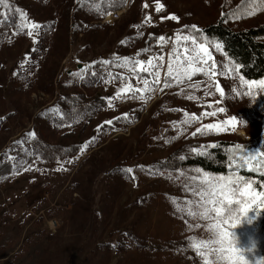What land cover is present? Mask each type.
<instances>
[{"label":"rangeland","instance_id":"1","mask_svg":"<svg viewBox=\"0 0 264 264\" xmlns=\"http://www.w3.org/2000/svg\"><path fill=\"white\" fill-rule=\"evenodd\" d=\"M126 1H128L126 8L108 16L102 22L116 25L108 33V39L99 47L94 48L92 53L78 52L77 43L70 42L69 54L59 62L60 67L53 81L54 92L50 94L43 92L45 96L42 100L38 99L39 92L42 91L32 93L29 100L13 98L10 95L14 89L13 79L20 71L27 69L29 57L35 48L36 42L34 41H37L36 33L27 43L21 45L23 46L21 50L19 45L14 43V36L18 35L14 34L17 33L15 28L12 32L3 34L0 32V66L3 67H0L2 69L0 77H4V96L2 100L0 99V118L6 120L5 127L8 129L0 134V153L8 152L15 167L12 175L0 178V264H88V261L96 264L101 259L99 244L118 235L114 228H107L103 224L106 216L111 219V226L120 225V231L125 228L124 223L133 220L136 222L135 229L145 236L172 237L176 240L192 236L202 239L209 238V234L204 230L207 222L178 212L176 203L173 202L174 198L177 202L196 199L186 190V185L192 183L188 178L198 175L195 170H179L175 173L158 171L149 176L134 173V181L130 182L121 194L117 191L116 193L109 192L105 187L106 177L100 176L94 187L96 193L94 226L87 225L83 230L80 229L78 221L71 223L67 220L70 206L64 205L63 202V192L70 186L69 181L73 177L70 170L62 166L52 169L40 163L28 165L25 155L15 156L13 153V149L17 146V138L24 136L31 129L36 114L57 105L62 93L60 83L85 68L97 54L107 53L110 57H117L119 54L118 41L123 38V34L128 33L129 29L132 35L141 37V41L131 49L128 57L146 60L160 52L166 54L172 47L171 43L163 48L158 47L157 37L169 38L178 32L196 35L200 39L207 38L210 45L217 42L223 45L211 36L212 31H205V29L212 23H218L235 5H238L237 8L240 9L241 18H234L230 12L227 15L226 25L238 31L264 27V11H259L253 16H243V12L251 10L254 6L247 3V0L243 4L242 0H159V3L163 5L160 12L156 11L155 0H141L139 7L133 5L131 0ZM145 4L148 5L147 8L144 7ZM90 7L83 6L82 13L85 15L90 11ZM0 10L7 14L11 10L24 14L20 0H7V7L0 5ZM24 15L26 20L40 24L38 22L42 18L40 13L34 11L37 19ZM148 15L152 17V22L145 25L143 21ZM172 15L178 17V20L162 19ZM131 19H134V27L127 22ZM192 25L202 30V36L191 30ZM17 38L19 39V36ZM259 40L264 41V35ZM145 48L149 51L140 52ZM214 55L218 63L231 60L224 45L223 53L214 52ZM167 59L166 55L165 66ZM48 64H51V61H48ZM128 75L131 79L133 74L128 71ZM165 79L162 71L161 84ZM194 79H200V77H194ZM131 83L134 86L143 87L142 84L138 85L134 79ZM220 84L225 88L226 94L222 103L216 104L215 108L224 107L226 111L216 117L204 119L202 123L223 121L236 116V130L219 134L234 133L246 141L260 137L264 132V110H262L264 109V92L253 89L252 96L243 94L236 96L231 92V87H239L238 82L220 78ZM119 87L120 85L107 83L100 94L108 103V98L113 97ZM154 87L156 90L150 94L145 93L143 101L139 98L114 99L112 101L114 107H109V111L102 114L103 118H109L110 115L120 117L122 114L130 113L131 108L138 109L139 106H146L143 114L145 127L137 131L130 128L127 134H115L110 138L120 140L123 136L130 137L127 143L128 158L125 164L132 170L136 165L152 166L155 164L158 167V162L165 160L167 155L175 150L171 147L172 143L178 139L193 136L192 133L201 126L199 123H194L191 126L179 125L174 128L171 122L184 118L182 111H172V109H182L197 115L204 111L201 107L205 103L202 92L195 93L201 97L200 100L192 101L186 98L190 90L180 92V89L185 87L184 85L165 88L163 91L159 90L160 86ZM213 99H220L219 94ZM8 115H10L9 118ZM224 127L230 128L232 125H224ZM213 133L215 132L206 135L210 136ZM25 168L28 170H24ZM153 171L155 172V169ZM45 175L50 177L49 182L44 181ZM143 191L153 192L155 197L154 202L148 204L146 208L136 205L139 201V193ZM112 195H115L114 199ZM76 198L80 199L79 194L74 195V199ZM126 202L133 207L127 206ZM258 211L261 213L258 218L263 217L264 209H258ZM257 219L251 225L245 222L234 230L241 240V246L251 247L255 244L258 249V245L264 239L255 225ZM55 222L57 225L53 229L50 224ZM189 224L193 226L200 224L201 227L190 229ZM256 255L260 256L258 251ZM190 256V264H203L202 258L195 251H192ZM121 259V254L114 253L111 264H118Z\"/></svg>","mask_w":264,"mask_h":264},{"label":"trees","instance_id":"2","mask_svg":"<svg viewBox=\"0 0 264 264\" xmlns=\"http://www.w3.org/2000/svg\"><path fill=\"white\" fill-rule=\"evenodd\" d=\"M20 3L26 16L37 19L34 11L42 16L38 20L42 28L36 34L37 42L29 57L27 69L20 71L16 79H13L14 89L10 94L13 98L29 100L31 94L35 92L42 91L49 94L54 92L53 81L60 67L59 62L69 54L70 42L77 43L78 52L91 53L94 48L103 44L116 24L102 22L108 16L126 8L128 1L97 0L100 10L97 11L95 6L89 5L91 9L85 15L82 13L81 0H20ZM131 3L139 7L141 0H131ZM237 6H233L218 23L207 26L205 31H212L211 36L223 43L229 58L236 64L242 65L241 72L245 78L264 79V41L259 40L264 35V27L238 31L226 25L227 15L235 11ZM0 13L3 11L0 10ZM21 13L11 10L8 14L0 15V32L3 34L16 29L14 24L19 23L17 16ZM127 22L134 27V19ZM29 39L30 36L26 31L19 32L14 36V43L22 50L21 45L27 43ZM139 41L141 37L132 35L129 29L128 33L123 34V38L118 41L117 57H128L131 49ZM148 41L151 43V39ZM106 54L95 55L87 64L90 66L96 62L95 67L91 69L95 75L84 74L79 70L77 73H81L80 75H71L60 83L62 93L57 105L37 113L31 129L24 136L17 138L18 142L23 143H17L13 149L15 156H26L28 165L40 163L52 169L62 166L70 170L73 177L69 181L70 186L63 192V202L64 205L70 206L67 220L71 223L78 221L80 229L84 230L87 225L94 226L96 202L94 187L97 178L102 175L106 177L107 190L121 194L129 183L134 181V173L149 176L158 171L175 173L179 170L201 169L210 175H223L230 171L227 166L230 147L242 144L249 151L264 150V132L260 137L248 141L234 133L219 135L213 133L210 136L197 134L172 143L171 147L175 150L168 154L165 160L158 162V167L155 164L143 168L140 167L142 165H136L132 173L124 171L129 168L125 162L128 158L127 143L130 137L123 136L120 140L110 138L115 134H127L130 128L137 131L145 127L143 114L146 106L129 109L130 113L127 114L126 119L123 115L120 119H116L117 117L113 115L103 118L102 114L109 111V106L100 91L107 83L116 86L121 84L120 80H112V76L108 73L129 77L127 69L99 63L102 60L112 61L116 58ZM48 61H51V64H48ZM3 78L0 77L1 100L4 96ZM105 121L113 123L109 125L105 124ZM5 122V119L0 118V134L8 131ZM101 125L103 127H99ZM28 133H35V136L30 137ZM86 143L88 147L82 150V145ZM212 143L218 146L208 149L210 153L208 155H197L191 151L192 148H200L201 145ZM9 157L8 152L0 153L2 159L0 178L10 176L15 171L14 162ZM240 172L245 177L264 181V176H260L257 172L247 170ZM44 181L49 182L50 177L45 175ZM140 184L142 185V182ZM75 194H79L80 199H74ZM112 198L114 199L115 195H112ZM154 200L153 192L143 191L139 193V204L136 205L146 208ZM125 204L133 207L129 202ZM110 220L106 216L103 224L107 228H114L118 235L99 244L101 259L96 264H111L114 253L122 256L118 264H190L193 250L189 247V237L176 240L172 237L145 236L135 229L136 222L133 220L124 223L125 228L120 231V225L111 226ZM255 225L258 227V232L264 236V216L258 218ZM257 251L264 257V239L258 245ZM87 263L93 264L90 261Z\"/></svg>","mask_w":264,"mask_h":264},{"label":"snow or ice","instance_id":"3","mask_svg":"<svg viewBox=\"0 0 264 264\" xmlns=\"http://www.w3.org/2000/svg\"><path fill=\"white\" fill-rule=\"evenodd\" d=\"M155 2L156 11H162L163 5L159 3V0H155ZM244 2L245 0H242V4ZM247 3L254 6L251 10L243 12V16H253L259 11H264V0H247ZM81 4L83 6L92 5L96 7L97 11L100 10L97 0H81ZM0 5L7 7V0H0ZM144 7L147 8L148 5L145 4ZM0 15H3V13H0ZM231 15L236 19H240L239 7ZM162 19L178 20V17L172 15ZM17 20L19 23L14 24L17 33L14 34L26 31V34L31 37L34 33L38 34L42 28L39 23L26 20L24 14H19ZM151 22L152 17L150 15L146 16L143 21L145 25L151 24ZM190 27L193 32L200 33L202 36V30L195 25ZM156 39L157 46L161 48L169 43L172 44L166 54L160 52L146 60L135 57H116L112 61L102 60L99 62L103 65H113L127 69L133 74L130 79L127 76H116L108 73L112 76V80L121 81L120 87L114 96L108 98V106L114 107L112 101L117 98H139L143 101L145 100V93L150 94L156 90L154 86H160L159 90L163 91L165 88L184 85L185 87L181 88L180 92L184 93L186 90H190L186 95L189 100H200L201 97L195 95V93L202 92L205 103L201 107L204 111L197 115L182 109H172V111H182L184 117L180 121L171 122L174 128L179 125L191 126L194 123H199L201 126L196 128L192 133L193 136L212 132L216 134L225 131L234 132L236 130V116L223 121L202 123V120L216 117L226 111L224 107L215 108L216 104L222 103L226 94L225 88L220 84V78L238 82L239 87H231V92L236 96L241 94L252 96L253 89L264 92V79L250 80L245 78L241 72L242 65L236 64L234 61L228 60L226 63H218L214 52L223 53V45L219 42L210 45L207 38L200 39L196 35L182 32L175 33L169 38L159 36ZM121 43L125 42L121 41ZM148 51L147 48L140 50L143 53ZM166 55L168 59L165 66ZM95 63L93 62L92 65L83 68L81 73L95 75V72L91 71L95 67ZM162 71L166 78L163 84H161ZM81 73L73 75H80ZM194 77H200V79H194ZM132 79L136 80L138 85L142 84L143 87L134 86L131 83ZM217 94H219L220 99H213ZM122 115L123 118H127L126 113ZM116 119H120V117ZM104 123L111 125L113 122L105 121ZM224 125H232V127L226 128ZM99 127H103V125ZM28 136L34 137L35 133H28ZM217 146L215 143L206 146L201 145L200 148H192L191 151L197 155H208L210 154L208 149ZM87 147V143L82 145V150ZM228 152L227 166L230 169L228 174L210 175L201 169H196L198 175L188 178L192 183L186 185V190L196 199H185L182 202H177L174 198L173 202L176 203L178 212L193 219L199 218L207 222L204 225V230L209 234V238L189 237V247L202 258L203 264H264V257L256 255V245L247 248L241 246L237 242L238 235L234 231L245 222L249 225L253 224L261 215L258 209H264V181L245 177L240 172V170H247L264 176V150L249 151L244 145L235 144L229 148ZM180 158L184 159V157ZM140 167L143 168V166ZM24 170L28 169L25 168ZM124 171L133 172L131 168ZM250 213H254V215H250ZM188 226L190 229L201 227L200 224L194 226L189 224Z\"/></svg>","mask_w":264,"mask_h":264},{"label":"built area","instance_id":"4","mask_svg":"<svg viewBox=\"0 0 264 264\" xmlns=\"http://www.w3.org/2000/svg\"><path fill=\"white\" fill-rule=\"evenodd\" d=\"M40 94L38 95V99H41L44 98L45 94L43 92H39ZM34 94V93H33ZM36 96V95H35ZM37 97V96H36ZM57 225V222L53 223V224H50L51 228H55Z\"/></svg>","mask_w":264,"mask_h":264},{"label":"clouds","instance_id":"5","mask_svg":"<svg viewBox=\"0 0 264 264\" xmlns=\"http://www.w3.org/2000/svg\"><path fill=\"white\" fill-rule=\"evenodd\" d=\"M237 242L241 244V240L239 237L237 238ZM245 248H247V247H245Z\"/></svg>","mask_w":264,"mask_h":264}]
</instances>
